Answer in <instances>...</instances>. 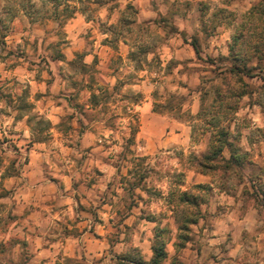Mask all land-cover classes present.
Returning a JSON list of instances; mask_svg holds the SVG:
<instances>
[{
  "label": "rangeland",
  "instance_id": "rangeland-1",
  "mask_svg": "<svg viewBox=\"0 0 264 264\" xmlns=\"http://www.w3.org/2000/svg\"><path fill=\"white\" fill-rule=\"evenodd\" d=\"M255 2L152 0L153 17L137 21L135 8L121 7V0H0V264H39L30 259L29 240L35 232L24 230V239L20 237L18 227L26 212L15 211L16 200L2 187V180L16 174L25 162L31 142L48 143L54 138L50 126L46 127L49 120L32 112L31 98L40 96L39 92L50 93L54 82L59 94L85 96V85L97 76L96 58L86 65L85 57L99 44L106 46L111 50V66L119 69L125 39L133 48L127 55L132 62L126 60L125 66L142 68L150 55L156 74L151 92L154 109L160 116L168 114L186 122L189 143L141 155L136 146L144 138L137 134L139 119L132 106L139 96L123 90L121 79L112 90L100 89L103 114L95 117L112 131H97V139L104 147H112L115 168L103 183L106 188L99 196L103 202L95 206L104 221L96 218L100 224L93 229L105 240L94 249L80 245L75 258L57 255L40 263L147 262L154 235L163 230L167 258L162 264H184L190 257L184 253L183 260V248L176 250L173 244L180 243L178 226L186 218H197L189 226L188 243L200 247L201 239L212 234L216 218L243 217L254 208L261 223L253 231L223 225L221 234L228 243L234 238L242 243L240 254L227 264H264V48L263 54L252 49L264 19L247 14L249 3ZM76 18L80 23H75ZM67 30L86 31L70 36ZM241 30L248 40L244 53L251 59L241 64H258L262 69L243 75L247 86L230 85L236 94L244 90L242 97L227 95L220 101L215 90L227 93L223 84H231L226 71L232 64L228 45ZM195 94L201 98L200 110L190 115L185 106ZM72 117L66 114L61 119L68 143L77 140V132L70 129ZM217 126L230 132L228 138L246 154L247 162L236 171L200 178L190 159L208 152ZM228 154L224 148L223 157ZM96 175L101 174L95 170L91 179H98ZM182 191L196 198L195 206H181ZM225 244L219 246L224 250ZM208 256L218 261L212 252Z\"/></svg>",
  "mask_w": 264,
  "mask_h": 264
},
{
  "label": "crops",
  "instance_id": "crops-1",
  "mask_svg": "<svg viewBox=\"0 0 264 264\" xmlns=\"http://www.w3.org/2000/svg\"><path fill=\"white\" fill-rule=\"evenodd\" d=\"M128 4L135 8L137 21L148 20L154 15L152 0H121V7ZM251 6L249 3V7ZM73 20L80 23L79 18ZM67 31L70 36H78L86 30ZM76 49L78 48L72 47V50ZM130 51H133V48L127 40L121 41L122 60L119 69L117 66H111L112 54L106 46L99 44L93 50V54L87 55L84 60L86 65L91 64L96 58L93 63H97L95 65L97 76L91 84L85 85V96L74 98V95L59 94V85L55 87L54 82L50 93L39 92L40 96L31 98L34 105L32 112L38 118L43 116L49 120L54 138L48 143L31 142L25 152V162L19 166L16 174L7 175L2 180V187L16 200L15 211L26 212L23 222L18 227L21 228L20 237L24 239V230L35 232L29 240L33 251L30 259L34 262L41 264V260L56 258L57 255L75 258L80 245L87 244L89 250L98 248V244H103L105 240L103 234L93 229L94 225L100 224L96 218L104 221V216H99L104 214L95 206L103 202V198L99 197L106 188V184L103 183L112 177L115 168L112 165V147H104L97 139V131L102 129L112 131L102 126V122L95 117L103 114L100 111L102 100L98 97L100 89L104 90L107 87L112 90L117 80L121 79L123 90H132L139 96L138 101L133 102L132 106L139 119L137 134L144 138L136 146L141 155L151 156L159 150L183 147L189 143L190 127L186 122L168 114L160 116L154 109L151 92L155 87L152 79L156 74L152 71L150 55L142 68L131 66L130 69V66H125L126 60H132L127 57ZM189 98L191 101H188L185 109L189 110L190 115L197 114L201 98L196 94ZM66 114L73 116L70 119V129L77 132L75 143H68L63 133L61 119ZM95 170L101 175H96L98 179L94 180L91 177ZM199 175L200 178L204 177ZM258 217L256 209L250 208L243 217L225 215L223 218H216L213 230L211 229L212 234L201 239L203 244L200 247H193L188 243L189 240L186 246L182 247L183 260L184 253L190 257L185 259L184 264L233 263L240 254L242 243L235 238L231 243L226 242L221 231L227 227L231 229L236 224L247 231H253L256 224L261 223L257 220ZM100 237L102 239H99ZM221 243H226L224 250L219 246ZM210 252L217 255V262L211 261L208 256Z\"/></svg>",
  "mask_w": 264,
  "mask_h": 264
},
{
  "label": "trees",
  "instance_id": "trees-1",
  "mask_svg": "<svg viewBox=\"0 0 264 264\" xmlns=\"http://www.w3.org/2000/svg\"><path fill=\"white\" fill-rule=\"evenodd\" d=\"M256 13L257 19H264V0H259L257 3L252 5L249 8L247 14ZM242 27V26H241ZM244 30H241L239 33L234 34L232 44L228 45V56L232 61L230 64L229 69H226L229 78L231 79V84L228 82L227 84H223L225 87V92H221L219 90H215L216 97L218 100L223 101L222 98L227 97H242L245 92L242 90L238 94L234 92L230 85L237 84L240 87H245L247 84L243 82V75L248 76L250 70L259 68L260 71L262 67L258 66V64L249 66L248 63L241 64L245 62V60H249V56H246L243 50L244 44H247L248 40L246 38ZM246 32L249 33L247 30ZM249 37H252V34H247ZM256 41L252 44V49L255 52H260L263 54L264 48V28L257 34ZM194 47V46H193ZM253 58V57H251ZM257 60V58H254ZM251 60V59H250ZM258 61V60H257ZM249 62V61H248ZM258 63V62H257ZM227 104V103H226ZM50 126V122L46 121V127ZM230 132H228L223 127L216 128L215 133L213 134L212 138L209 141V150L207 153L202 154L201 156H192L191 163L194 171L201 174V175H210L217 171H221L222 173H226L228 171H233L234 169H240L245 162H247L246 154L243 153L240 147L235 144V142L231 141L228 136ZM228 150V157H223L222 151L223 149ZM218 160V161H217ZM234 170V171H236ZM257 196V195H256ZM264 197V194L262 195ZM178 201L182 203V207L185 206H195L197 203L196 198L194 196L189 195L186 191H182L178 195ZM188 217H191L190 215ZM195 219L186 218L182 223L178 226V235L177 238L180 240V243H174V247L176 250L181 249L189 240V226L191 224L196 223ZM162 232L160 230L159 233H155L154 240L151 244V257L146 262L143 260H138L137 264H162L163 261L167 258V252L165 251V241L162 240Z\"/></svg>",
  "mask_w": 264,
  "mask_h": 264
}]
</instances>
